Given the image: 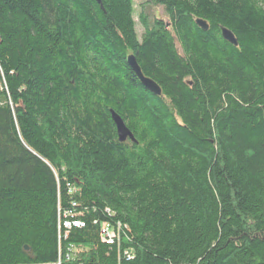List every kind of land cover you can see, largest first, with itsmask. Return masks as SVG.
<instances>
[{
  "label": "trees",
  "instance_id": "16d2710c",
  "mask_svg": "<svg viewBox=\"0 0 264 264\" xmlns=\"http://www.w3.org/2000/svg\"><path fill=\"white\" fill-rule=\"evenodd\" d=\"M101 1L0 0V264H264V0Z\"/></svg>",
  "mask_w": 264,
  "mask_h": 264
},
{
  "label": "water",
  "instance_id": "95a60500",
  "mask_svg": "<svg viewBox=\"0 0 264 264\" xmlns=\"http://www.w3.org/2000/svg\"><path fill=\"white\" fill-rule=\"evenodd\" d=\"M99 5L102 4L101 0H95ZM198 25L204 29L207 30V25L206 23L202 22V21H198L197 22ZM222 36L223 38L228 41L229 43L233 44L234 46L237 45V41L235 39V36L228 31L227 29H223L222 30ZM128 64L129 66L132 68V70L135 72V74L137 75L139 81L141 82V84L147 88L152 94L156 95V96H160L161 95V90L158 87V85L153 82L152 80L146 78L142 72L141 69L135 59L134 56H129L128 57ZM112 119L113 122L116 126V130H117V136L120 142H125L127 141V139L133 141L134 143H137L131 133V131L127 128V126L125 125V123L123 122V120L115 113H112ZM28 249V248H26Z\"/></svg>",
  "mask_w": 264,
  "mask_h": 264
},
{
  "label": "bare ground",
  "instance_id": "6f19581e",
  "mask_svg": "<svg viewBox=\"0 0 264 264\" xmlns=\"http://www.w3.org/2000/svg\"><path fill=\"white\" fill-rule=\"evenodd\" d=\"M114 235V231L111 229L110 225L103 224L100 228V236L102 239H105L106 237H110Z\"/></svg>",
  "mask_w": 264,
  "mask_h": 264
},
{
  "label": "rangeland",
  "instance_id": "374dc122",
  "mask_svg": "<svg viewBox=\"0 0 264 264\" xmlns=\"http://www.w3.org/2000/svg\"><path fill=\"white\" fill-rule=\"evenodd\" d=\"M144 1H147V0H135V7H138V5L143 3ZM148 6H150V5H148ZM159 11H160V13H162V9H160Z\"/></svg>",
  "mask_w": 264,
  "mask_h": 264
},
{
  "label": "built area",
  "instance_id": "2783aa9c",
  "mask_svg": "<svg viewBox=\"0 0 264 264\" xmlns=\"http://www.w3.org/2000/svg\"><path fill=\"white\" fill-rule=\"evenodd\" d=\"M67 227H68V224H67Z\"/></svg>",
  "mask_w": 264,
  "mask_h": 264
}]
</instances>
